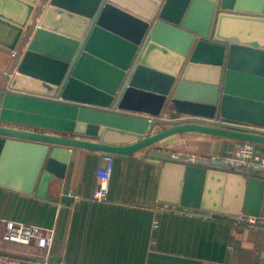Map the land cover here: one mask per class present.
<instances>
[{"label": "water", "instance_id": "obj_1", "mask_svg": "<svg viewBox=\"0 0 264 264\" xmlns=\"http://www.w3.org/2000/svg\"><path fill=\"white\" fill-rule=\"evenodd\" d=\"M41 1L0 0V48L26 47L1 74L0 184L49 198L63 145L129 155L184 131L264 143V0ZM246 174L167 160L159 199L259 215L264 177Z\"/></svg>", "mask_w": 264, "mask_h": 264}, {"label": "crops", "instance_id": "obj_2", "mask_svg": "<svg viewBox=\"0 0 264 264\" xmlns=\"http://www.w3.org/2000/svg\"><path fill=\"white\" fill-rule=\"evenodd\" d=\"M21 48L16 49V55L0 48V89L4 83L1 74L11 70L26 47L22 45ZM189 116L182 114L180 119ZM162 118L172 121L169 112ZM172 125L171 122L158 123L153 126V132ZM36 130L87 138L76 132ZM90 139L100 141L98 137ZM219 139L222 141L220 154L237 145L233 138L184 131L129 155L115 153L106 201L91 199L98 169L104 165L103 152L63 145L71 152L67 171L63 178L52 174L47 187L49 198L0 184V256L35 264L60 261L70 264H261L264 228L234 222L231 217L243 211L229 213L159 199L165 161L176 160L175 152L214 155ZM164 203L188 208L196 214L164 210L161 208ZM7 219L51 229L53 246L46 250L34 243L3 240L2 231Z\"/></svg>", "mask_w": 264, "mask_h": 264}, {"label": "built area", "instance_id": "obj_3", "mask_svg": "<svg viewBox=\"0 0 264 264\" xmlns=\"http://www.w3.org/2000/svg\"><path fill=\"white\" fill-rule=\"evenodd\" d=\"M17 54L14 50L13 55ZM173 157L181 162L209 166L213 160H220L224 167L231 171L244 172L247 174L264 176V143L251 140H237V145L233 150L218 155H203L197 153H178L175 152ZM102 158L104 165L98 169L97 184L91 195L95 201H106L109 198L110 181L113 174L116 154L103 152ZM164 210L181 211L189 214H196L195 211L181 209L179 206L164 203L161 206ZM234 222L248 226H262L264 228V212L259 215L241 212L231 217ZM2 238L5 241H14L21 243H34L41 249H50L54 243V236L51 229L38 224L5 220ZM0 264H35L32 262H18L8 257L0 256ZM55 264H70L60 261ZM264 264V253L262 263Z\"/></svg>", "mask_w": 264, "mask_h": 264}, {"label": "rangeland", "instance_id": "obj_4", "mask_svg": "<svg viewBox=\"0 0 264 264\" xmlns=\"http://www.w3.org/2000/svg\"><path fill=\"white\" fill-rule=\"evenodd\" d=\"M46 1H48V0H42L41 2L45 3ZM45 4H46V3H45ZM35 14H36V15L34 16V18H35L36 16L38 17V13L36 12ZM39 14H40V13H39ZM4 58H6V56H5ZM7 63H8V62L5 61V65H7Z\"/></svg>", "mask_w": 264, "mask_h": 264}]
</instances>
